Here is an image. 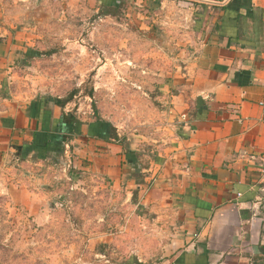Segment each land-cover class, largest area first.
Returning <instances> with one entry per match:
<instances>
[{
	"label": "crops",
	"instance_id": "0c3cea01",
	"mask_svg": "<svg viewBox=\"0 0 264 264\" xmlns=\"http://www.w3.org/2000/svg\"><path fill=\"white\" fill-rule=\"evenodd\" d=\"M161 2L181 52L163 54L149 166L107 123L34 92L36 53L0 33V195L76 222L89 253L104 241L122 254L101 264H264V0Z\"/></svg>",
	"mask_w": 264,
	"mask_h": 264
},
{
	"label": "rangeland",
	"instance_id": "374dc122",
	"mask_svg": "<svg viewBox=\"0 0 264 264\" xmlns=\"http://www.w3.org/2000/svg\"><path fill=\"white\" fill-rule=\"evenodd\" d=\"M0 22V33L36 53L26 68L34 92L72 96V112L107 123L120 144L142 157V166L150 165L169 105L162 73L174 66L163 54L181 52L173 33L162 29L161 0H2ZM29 212L0 195V264L121 260L104 241L95 243L101 256L87 252L91 241L74 236L76 222L42 223Z\"/></svg>",
	"mask_w": 264,
	"mask_h": 264
},
{
	"label": "trees",
	"instance_id": "16d2710c",
	"mask_svg": "<svg viewBox=\"0 0 264 264\" xmlns=\"http://www.w3.org/2000/svg\"><path fill=\"white\" fill-rule=\"evenodd\" d=\"M72 96L62 99V98H53L52 101H54L56 104L60 106H64L67 102L71 100ZM75 121V120H74Z\"/></svg>",
	"mask_w": 264,
	"mask_h": 264
}]
</instances>
